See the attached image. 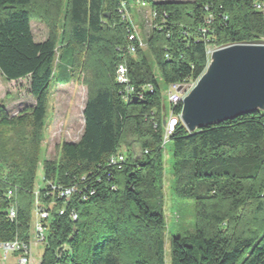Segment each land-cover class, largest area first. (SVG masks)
<instances>
[{
	"label": "trees",
	"instance_id": "1",
	"mask_svg": "<svg viewBox=\"0 0 264 264\" xmlns=\"http://www.w3.org/2000/svg\"><path fill=\"white\" fill-rule=\"evenodd\" d=\"M136 1L151 4L153 20L131 54L129 0H0V73L29 77L35 98L16 114L0 102V242L30 244L37 203L49 213L38 264H167L162 85L195 82L209 48L264 44V0ZM32 21L48 27L43 41ZM121 63L132 93L116 78ZM57 67L59 79L87 87L84 129L42 161ZM169 140L174 195L194 200L196 217L194 233L172 238L170 264H264V111L192 133L180 120ZM117 153L124 160L110 164Z\"/></svg>",
	"mask_w": 264,
	"mask_h": 264
},
{
	"label": "rangeland",
	"instance_id": "2",
	"mask_svg": "<svg viewBox=\"0 0 264 264\" xmlns=\"http://www.w3.org/2000/svg\"><path fill=\"white\" fill-rule=\"evenodd\" d=\"M171 1V0H154ZM179 1V0H178ZM133 21V33L146 47V39L152 27L153 13L150 3L142 4L136 0H129L128 12ZM32 30L36 41H43L47 38L48 27L38 21H32ZM59 67L56 68V75L51 81V89L48 101V113L44 132V142L41 146V157L54 159L57 155V145L62 141H77L84 129L83 110L87 99V87L78 81L65 83L59 79ZM192 82H190L191 84ZM163 103L167 107L165 119L169 116V88L162 85ZM30 78L17 81H8L0 73V102L6 104L10 114L18 113L22 108L33 105L35 98L29 92ZM125 152V148L123 147ZM139 152V149H135ZM173 162L172 141L165 144L163 163L165 173L163 177V188L161 200L166 216L165 231V253L167 264L171 263V241L175 236H187L195 232V202L192 199H181L174 195L172 187L171 166ZM42 167L38 169L36 185H41ZM33 223V222H32ZM34 232V224H32ZM44 245L33 244L32 261L38 264L43 255ZM6 264H14L13 258H9Z\"/></svg>",
	"mask_w": 264,
	"mask_h": 264
},
{
	"label": "water",
	"instance_id": "3",
	"mask_svg": "<svg viewBox=\"0 0 264 264\" xmlns=\"http://www.w3.org/2000/svg\"><path fill=\"white\" fill-rule=\"evenodd\" d=\"M183 95L180 118L189 132L264 111V44L214 49L204 73ZM137 102V98L133 99ZM165 123V121H164Z\"/></svg>",
	"mask_w": 264,
	"mask_h": 264
},
{
	"label": "built area",
	"instance_id": "4",
	"mask_svg": "<svg viewBox=\"0 0 264 264\" xmlns=\"http://www.w3.org/2000/svg\"><path fill=\"white\" fill-rule=\"evenodd\" d=\"M258 8H260V6H258ZM136 40L138 45L141 47L142 42L139 40V38L134 33L130 34L129 41L132 42L128 44L127 51L131 54L135 53L136 51V45H135ZM213 50L214 49L209 48L208 50L209 57ZM116 78L118 82L126 85V91L128 93L134 92V88L128 85L130 83V78L126 63H121L118 65L116 70ZM195 83L196 81L192 82L191 84L190 83L183 85L175 84L171 86V89L168 92L170 104H177L179 102H182L183 95L178 92V88H181L182 86L190 89L191 87H193ZM139 97L141 98L142 95H139ZM180 120H181L180 114L179 116H177L173 112H171L169 116L164 120L165 121L164 143L169 140L170 135L175 131V128ZM123 160H124V155L122 153H117L110 157L109 163L112 165H116V164H120ZM75 188H76L75 186L66 188L62 192V195L70 196L72 193L75 192L76 190ZM38 193L39 192H36V197H38L39 195ZM8 198L11 199L13 203L12 206L9 208V217L13 219L16 217V202H17V198L14 191L12 190L8 191ZM48 217H49V213L46 210H40L36 203V206L34 207V220H33L34 232L30 244H26L19 238H15L10 241L0 242V263L6 264V261H8L9 258H13L14 264H33L32 246L33 244H43L45 242L47 230L42 220ZM77 217L78 215L74 213L73 218L76 219Z\"/></svg>",
	"mask_w": 264,
	"mask_h": 264
}]
</instances>
